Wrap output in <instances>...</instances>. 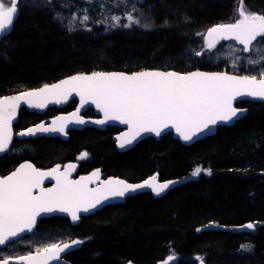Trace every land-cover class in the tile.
Masks as SVG:
<instances>
[{
    "label": "trees",
    "instance_id": "1",
    "mask_svg": "<svg viewBox=\"0 0 264 264\" xmlns=\"http://www.w3.org/2000/svg\"><path fill=\"white\" fill-rule=\"evenodd\" d=\"M59 1L21 0L14 27L0 41V97L79 72L199 69L257 75L239 51L233 68L225 56L215 60L206 51L195 52L201 47L197 33L234 23L241 2L248 11L264 14V0L126 2L137 9L140 21L127 28L92 21L71 27ZM236 106L247 114L190 145L166 134L122 153L110 131L93 128L76 131L64 142L36 139V158L70 157L87 148L93 165L131 181L152 173L162 180L187 178L162 197L136 194L83 218L72 231L90 239L70 253L71 264H155L170 254L176 264H264V102L244 100ZM22 113L27 122L28 114ZM15 159L0 158V171ZM196 165L211 174L190 178ZM245 222L254 224L253 232L236 230Z\"/></svg>",
    "mask_w": 264,
    "mask_h": 264
},
{
    "label": "snow or ice",
    "instance_id": "2",
    "mask_svg": "<svg viewBox=\"0 0 264 264\" xmlns=\"http://www.w3.org/2000/svg\"><path fill=\"white\" fill-rule=\"evenodd\" d=\"M21 0H0V34H10L20 10ZM86 11V10H85ZM73 19H76L73 16ZM85 14L81 20L87 21ZM112 19L119 22L120 17ZM131 27L140 21L132 13L127 14ZM202 35L204 45L195 52L201 56L205 51H212L221 40H233L243 45L244 53H258V58L248 59L247 63L259 64L257 75L235 76L227 73H204L175 71H139L127 73L93 72L77 74L54 84L0 97V154L9 151L13 139L12 123L17 117V110L23 102L29 108L43 109L49 103L60 104L73 93L80 98V105L94 104L103 114V119L92 121L98 125L118 122L126 125L127 131L116 137L120 148L132 144L143 133L160 136L166 129H175L185 142L210 130L218 122L228 123L245 110L233 106L237 97L250 96L264 100V45H254L257 38H264V14L246 12L241 2L238 18L234 23H222L210 27ZM240 60V57L236 58ZM75 112L67 116L56 117L50 126L43 123L28 127L15 135L34 136L38 132H59L66 134L69 123L84 124L86 121ZM88 153L82 152L80 159ZM56 165L49 170H41L25 162L10 174L0 176V246H7L23 233L33 232L37 218L42 214L60 212L68 214L75 223L79 213H88L111 202L113 198H122L126 193L150 188L160 195L176 181L158 182L157 175H152L142 183L130 184L120 179L100 181L99 186L90 188L89 184L99 180L97 169L89 176L78 180L71 179L75 164ZM201 172L211 174L210 169L196 167L191 173L198 176ZM55 181L52 187L45 188V179ZM253 229L254 225H244ZM84 241L72 239L66 242L50 243L37 248L26 255H7L0 259V264H50L59 261L61 254L83 244ZM247 247V246H242ZM169 256L163 264L173 260Z\"/></svg>",
    "mask_w": 264,
    "mask_h": 264
},
{
    "label": "flooded vegetation",
    "instance_id": "3",
    "mask_svg": "<svg viewBox=\"0 0 264 264\" xmlns=\"http://www.w3.org/2000/svg\"><path fill=\"white\" fill-rule=\"evenodd\" d=\"M52 83H49V84H52ZM27 90H30V89H27ZM77 104H78V101L76 99H72L62 107H59L57 105H48L45 108V110L42 112H38L37 110H30L25 107L21 108L19 111L18 119L13 125L14 135H13L12 143L9 147V151H7L6 153L0 154V158H3V159L4 158L11 159L13 157L17 159H15V161H13L12 163L8 164V166H6L4 170L0 171V176H5V175L10 174L12 171H15V169L19 167L20 164L25 163V162H29L33 164L36 168L45 170V171L55 167L56 165H60L61 166L60 170L63 171L64 165L75 164L76 168L72 171L71 177H70L73 180H77L81 176L91 174L97 169H99L100 171L99 180H105L110 177H121L129 182H137V181H131L130 179H128L127 176L111 174L105 170L103 165H99V164L93 165L92 164L94 161L93 155L90 152V150H88L87 148H81V149L76 150L73 153V155L70 157L60 156V157H54V158H49V159H43L42 157L36 158L34 155H32V153L34 152L33 149H35L33 146V142L36 139H52V140H58V141L64 142V141H68L70 137L76 131H84L85 129L93 128L98 131H110L109 136L111 140L113 141V136L120 133L123 130L120 127L106 126L103 129L96 128V127L70 128L65 132L66 134H64L63 136L60 134H57L58 132H50V133L47 132V134H44V132H42L43 134H39L35 136H28V137H23V138H20L18 137V135H15V133H18L28 127H32L37 124L43 123L45 126H50L52 124V121L56 117L65 116V115L70 114L76 108ZM22 112H25L28 114L29 118L27 119V122H25V117L23 116ZM80 117H83L86 119L87 118H99V115L96 114L93 108H87L86 110L81 112ZM113 142L116 147L115 141ZM82 152H86L88 153V155L86 158L80 159L79 157ZM119 152L123 153L126 151H119ZM148 176H146L145 178H147ZM54 184H55L54 180H52L51 178H47L45 179L43 183V187L49 188V187H52ZM100 210H97L96 212H99ZM96 212L89 214V215H81L80 219L75 223L72 221L70 217L58 215V214L40 217L37 219V223H36V226L33 232L21 235L20 237L16 238V240L11 242L7 246H0V259H2L4 256H7V255H26L29 252L34 253L37 248L43 247L53 242L60 243V242L70 241L72 239H79L85 242L86 240H89L90 238L88 239L87 236H78L74 231H72V228L78 225L83 220V218L92 216ZM61 237H63L62 238L63 240H61ZM33 238H37L38 243L41 242L40 245L38 246L24 245L23 248L18 249L15 252L13 251V246L16 245L17 243L23 242V241H26V242L31 241V239ZM81 246L82 244L77 249H73L71 251L66 252L64 255L61 256L60 260L67 262L68 264H71L72 262L69 260L70 253L75 250L80 249ZM173 257H175L176 259V261L173 264H176L177 257L176 256H173ZM198 264H201V263H198Z\"/></svg>",
    "mask_w": 264,
    "mask_h": 264
},
{
    "label": "water",
    "instance_id": "4",
    "mask_svg": "<svg viewBox=\"0 0 264 264\" xmlns=\"http://www.w3.org/2000/svg\"><path fill=\"white\" fill-rule=\"evenodd\" d=\"M18 15H19V12H18ZM17 17H18V16H17ZM15 21H16V20H15ZM11 30H12V29H11ZM11 30H10V32H11ZM6 35H7V34H0V41H1V39H2L3 37H5ZM222 41H229V40H221L220 42H222ZM220 42H219V43H220ZM219 43H218V44H219ZM218 44H217V45H218ZM236 44H237V43H236ZM237 45L243 48V45H239V44H237ZM140 71H175V70L144 69V70H140ZM195 71L204 72V73H227V74H229V75L245 76V75H242V74H236V73H231V72H227V71H205V70H199V69H197V70H192V71H189V72H195ZM94 72H105V73L115 72V73H127V74H131V73H128V72L117 71V70H113V71H94ZM136 72H139V71H136ZM175 72H179V71H175ZM91 73H93V72H90V73H81V72H79V73H75V74L68 75V76H66V77H64V78H62V79H60V80L66 79V78H68V77H70V76L77 75V74H91ZM132 73H133V72H132ZM179 73H182V72H179ZM185 73H187V72H185ZM60 80H58V81H56V82H54V83H57V82H59ZM54 83H52V84H54ZM49 85H51V84H49ZM41 87H43V86H41ZM41 87H38V88H41ZM38 88H35V89H38ZM35 89H30V90L20 91V92H16V93H11V94H9V95H5V96H13V95H17V94L22 93V92L31 91V90H35ZM5 96H2V97H5ZM72 99H76V100L78 101V104H77L76 108H75L71 113L75 112V111L79 108L80 111H79L78 115L80 116L81 112H83V111L86 110L87 108H93L94 111L96 112V114L99 115V118H87V119H86V118L81 117V118H83V119L86 121L84 124H74V123H69L68 126H67L66 129H65V132H66L68 129H70V128L96 127V128H101V129H103V128H105L106 126H116V127H120V128H122L123 130H122L120 133H118V134H116V135L113 136V141H115L116 147H117V149H118L119 151H127V150L133 148V147H134L135 145H137L140 141H142V140H144V139H146V138L153 137V138L159 139V138H161L162 136H164V135H166V134H171L172 137H173L174 139L179 140L181 143H183V144H185V145L193 144V143H195V142H197V141H199V140H201V139H204V138H206V137H210V136L215 135L216 132H217V129H218L219 127H222V126H225V127L232 126L237 120H239V119H241L242 117H244V116L247 114V109H246V108H242V107H237V106H236V103H238V102H240V101H244V100L255 101V102H264V100H262V99H260V98H255V97H250V96H241V97H237V98L233 101V106H234L235 108H237L238 110H245V111H243V113L239 116V118H234L232 121H230V122H228V123L218 122L216 125L211 126V128H210L209 131H207L206 133H202V134L198 135L197 137H194L193 140H192V141H189V142H185V141H183L182 139H180V137L177 135L175 129H171V128H170V129H166V130H165L160 136H157V135H155L154 133H143L142 136L139 137V138H137V140H135L132 144H130V145H126L124 148H120L119 145H118V142H117V140H116V137H117V136H120L121 133L126 132V131H127V126H126V125L119 124L118 122H112V121H110V122H108L107 124H104V125H98V124L93 123L92 121H94V120L103 119V114H102L101 112H99V111L96 109V107H95L94 104L89 103V104H86V105H84L83 107H81V105H80V98H79L78 96H76V95L73 93L71 96L68 97V99H67L66 101H64V102H62V103H60V104L49 103L48 105H57V106H59V107H62V106H64L65 104H67V103H68L70 100H72ZM48 105H47V106H48ZM47 106H46V107H47ZM23 107L28 108V109H30V110H37L38 112H42V111H44L45 108H46V107L43 108V109L29 108L26 104H24V103L22 102V103H21V106H20V107L18 108V110H17V117H16V119H15V120L13 121V123H12V130H13V125H14V123H15V122L17 121V119H18L19 111H20V109L23 108ZM71 113H70V114H71ZM68 115H69V114H68ZM65 116H67V115H65ZM37 125H38V124H37ZM35 126H36V125H34V126H32V127H35ZM49 133H50V132H49ZM39 134H43V133H42V132H38V133H36V135H39ZM44 134H47V132H44ZM51 134H53V133H51ZM57 134H60V133L58 132ZM60 135L63 136L64 134H60ZM34 136H35V135H34ZM18 137L23 138V137H28V136H18ZM12 140H13V139H12ZM11 143H12V142H11ZM10 145H11V144H10ZM9 147H10V146H9ZM89 175H90V174H88V175H84V176H89ZM152 175H157V177H158V182L163 183V182H166V181H176V183L170 185V187H169L167 190H165V192L161 193L160 195H156V194H154V193L151 191L150 188H144V189H139V190H137V191H135V192L126 193L125 196L122 197V198H113V199L111 200V202L106 203L104 206L124 203L125 200L127 199V197H129V196H134V195H136V194H140V193H151V194H152L153 196H155V197H162V196L166 195L170 190L174 189L175 187H177V186H179V185L184 184V183L187 181V178H186V177H182V178H172V179H165V180H162V179H160V176H159L158 173H153V174H151L150 176H152ZM150 176H148L147 178H149ZM81 177H82V176H81ZM110 178H112V179H120V180H124L125 182L130 183V184L142 183L143 180L147 179V178H145V179L140 180V181H137V182H129V181H127V180H125V179H123V178H121V177H110ZM110 178H107V179H105V180H108V179H110ZM78 179H79V178H78ZM78 179H77V180H78ZM100 181H104V180H97V181H95V182H93V183H90V184H89V187H90V188L98 187ZM104 206L98 207L97 209L92 210V211H90V212H88V213H83V212H81V213H79V216H81V215H89V214H92V213L96 212L97 210H100V209H101L102 207H104ZM56 214L70 217L68 214H66V213H60V212H53V213H48V214H42L40 217L51 216V215H56ZM40 217H38V218H40ZM38 218H37V219H38ZM70 218H71V217H70ZM249 223L253 224L252 222H245V223H243V224H241V225H238L237 228H236V230L239 231V232H245V233H251V232H253L254 228H253V229H248V228L244 227V225H247V224H249ZM253 225H254V224H253ZM23 234H27V232H26V233H23ZM23 234H22V235H23ZM79 246H80V245H77V246L71 248V249L68 250V251H71V250H73V249H77ZM68 251H66V252H68ZM66 252H65V253H66ZM65 253H62L61 256L64 255ZM166 259H167V257H166L165 259H162V260H160V261H157L156 264H163V261L166 260ZM175 261H176V259L174 258L173 260L169 261V264H173ZM13 264H14V262H13ZM50 264H68V263H67V262H64V261H62V260H59V261H52V262H50ZM126 264H138V263H135V262H131V261H129V262H127ZM201 264H202V263H201Z\"/></svg>",
    "mask_w": 264,
    "mask_h": 264
},
{
    "label": "rangeland",
    "instance_id": "5",
    "mask_svg": "<svg viewBox=\"0 0 264 264\" xmlns=\"http://www.w3.org/2000/svg\"><path fill=\"white\" fill-rule=\"evenodd\" d=\"M131 1L137 2V0H60L58 3H59V7L61 9H63V10L65 9V11H67L68 20L66 23H68L71 27H73L75 23L84 24L86 26V24L92 23V22L93 23H101L105 27H111V26H114L111 24H122V25H124V24L128 23V20H127V14L128 13H132V15L137 19L139 18L138 11H137V9H135L134 5L132 4L133 7H131V8L127 7V5L130 3H128L126 5V2H131ZM3 2H5L7 4V3H9V0H3ZM240 7H241V3L237 7L236 19L238 18V9ZM243 7H244L246 12H250L245 8L244 5H243ZM250 13H254V12H250ZM85 14L88 15L89 19L87 21L82 22L81 18ZM73 16H75L76 19H73ZM113 16L120 17L119 22L114 21L112 19ZM95 19L97 20V22H95ZM203 33H206V31L202 32L201 34H203ZM199 39L201 41V45H200L201 46L200 50H201L203 45H204V40H203L202 35H199ZM254 45L257 47L264 45L263 38H258L257 41L254 42ZM241 49L242 48L237 46L236 43L231 40V41H226V42H224V41L220 42L216 46V48H214L210 52L206 51V53H208L210 55V57H212V59H215V60H217L218 58L222 59V56H225V59L227 60V62L228 63L230 62V64H231V65H229L230 68H233V66H232L233 64L231 61L234 60V58H235V53H236L235 51H239L240 53H242L241 57L246 61H247V59L258 58V53L255 51V49L249 53H244V52L240 51ZM249 67L252 69V72L256 71L257 77L260 78L258 73L260 71L261 66L259 64H255L253 66L249 65ZM196 167L208 169V168L203 167L202 165H196L193 167V170ZM193 170L191 171V173L193 172ZM191 173H190V178L191 177L196 178V177L200 176L201 174H205L204 172H201L198 176L194 177L191 175ZM62 238L63 237H61V240H63ZM37 243H38L37 238H33V239H31V241H27V242L26 241L19 242L13 246V251L15 252L18 249L23 248L24 245H26V246H38V245H40L41 242L38 244ZM169 256H173V255L170 254L167 256V258ZM196 259H198L200 261L201 257L197 256ZM198 263H203V262L200 261Z\"/></svg>",
    "mask_w": 264,
    "mask_h": 264
}]
</instances>
